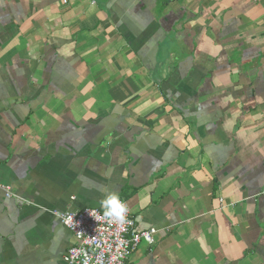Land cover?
<instances>
[{
	"label": "crops",
	"instance_id": "obj_1",
	"mask_svg": "<svg viewBox=\"0 0 264 264\" xmlns=\"http://www.w3.org/2000/svg\"><path fill=\"white\" fill-rule=\"evenodd\" d=\"M0 186V264L111 192L126 264H264V0H0Z\"/></svg>",
	"mask_w": 264,
	"mask_h": 264
},
{
	"label": "built area",
	"instance_id": "obj_2",
	"mask_svg": "<svg viewBox=\"0 0 264 264\" xmlns=\"http://www.w3.org/2000/svg\"><path fill=\"white\" fill-rule=\"evenodd\" d=\"M0 190L5 192L8 199L15 198L11 189L0 186ZM259 198L264 204V191L260 193ZM121 200L127 204L125 199ZM127 206L129 213L127 221L123 224L105 219L97 222L90 216L89 210H96L102 216L103 211L98 209L53 213L72 233L75 240V244L64 256V261L67 264H126L143 243L153 246L159 230H138L132 211L128 204ZM67 214L76 216L77 223L74 221L71 225L66 224Z\"/></svg>",
	"mask_w": 264,
	"mask_h": 264
},
{
	"label": "clouds",
	"instance_id": "obj_3",
	"mask_svg": "<svg viewBox=\"0 0 264 264\" xmlns=\"http://www.w3.org/2000/svg\"><path fill=\"white\" fill-rule=\"evenodd\" d=\"M101 207L103 209V215H99L96 210H89L90 216L99 222L102 219H105L109 222H115L119 224H123L127 221V215L129 213V208L127 204L121 200L120 195L118 192H111L108 193L102 200H101ZM74 215L67 214V218L65 223L71 225L75 220ZM77 223V222H76ZM78 225V224H77ZM78 234H83L79 233Z\"/></svg>",
	"mask_w": 264,
	"mask_h": 264
}]
</instances>
